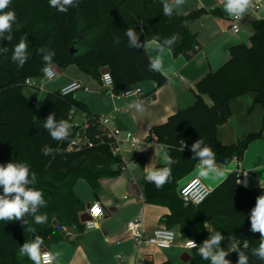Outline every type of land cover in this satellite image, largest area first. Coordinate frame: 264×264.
<instances>
[{
	"label": "trees",
	"instance_id": "trees-1",
	"mask_svg": "<svg viewBox=\"0 0 264 264\" xmlns=\"http://www.w3.org/2000/svg\"><path fill=\"white\" fill-rule=\"evenodd\" d=\"M11 9L17 18L13 24V39L0 41V47L8 48L6 54H0V164L26 162L30 166L37 177L34 187L43 191L46 201L38 214H47L48 219L46 223L36 224L34 217L28 215L25 225L21 221H0V264H33L19 253L25 241L40 235L43 245L49 247L62 240L64 227L83 230L80 216L87 206L76 194L75 184L83 180L97 196L100 180L120 174L123 164L122 158L111 152L108 139L99 129L98 116L89 114L85 104L73 94L61 95L59 89H53L36 105V98L24 93L26 79L42 77L45 65L39 50L55 52L53 64L62 70L75 65L83 73L99 79L102 69L107 68L116 93L150 81L153 88L147 96L152 98L167 78L162 72L148 70L149 54L142 48L129 49L124 32L134 27L142 42L153 36L163 40L178 33L181 40L171 53L174 57L183 55L191 60L200 45L189 25L208 12L202 8L185 15L174 11L171 17H165L161 0H79L78 6L69 8L67 13L52 8L49 0H12ZM250 28L249 44L231 45L229 59L196 83L194 102L150 128L148 138H154L158 145L166 144L168 154L179 163L172 165V179L162 189L158 190L145 178L141 186L146 203L169 209L162 221L168 228H178L182 240L189 238L200 245L211 235L209 231H220L225 237L221 243L223 249L232 239L243 250V242L248 240L249 264H264L250 253L252 247H258L260 235L250 231L249 219L256 198L264 194V189L242 187L237 179L243 173L232 171L199 205L184 204L177 191L180 180L191 174L199 163L192 159L189 150L196 140L203 138L216 153L217 163L225 165L234 159L240 162L249 143L262 135L252 132L232 144H223L217 138L218 126L231 116L233 99L253 93V103L264 107V18L251 20ZM23 36H27L29 42V59L18 68L11 55ZM117 36L121 40L119 44L114 43ZM71 47L75 48V53L70 52ZM204 95L210 103L205 101ZM77 111L86 114L85 133L93 145L68 150L81 126L73 125L69 139L57 142L42 124L50 113H55L57 120L65 119L72 124ZM96 135H100V139H95ZM181 140L188 146L183 151ZM45 146L59 148L60 152L45 155ZM29 229H34L35 233ZM191 254L187 264H210L201 258L198 246ZM226 258L231 264H237L238 253L230 252ZM142 263L153 264L146 260Z\"/></svg>",
	"mask_w": 264,
	"mask_h": 264
},
{
	"label": "crops",
	"instance_id": "crops-1",
	"mask_svg": "<svg viewBox=\"0 0 264 264\" xmlns=\"http://www.w3.org/2000/svg\"><path fill=\"white\" fill-rule=\"evenodd\" d=\"M252 3H259L260 7L258 10L248 9L239 21L237 33L230 30L231 16L224 12L222 0H186L181 8L176 9L175 12L181 15L200 8L208 12L189 25L190 30L196 34L200 50L191 60H187L183 55L174 57L165 49L162 53L164 61L162 73L167 80L157 88L152 98L147 96L153 88V83L150 81L135 86L141 91L140 97L118 99L111 94L113 88L102 85L100 78L96 79L83 73L75 65L67 67L68 74L53 89H59L72 80H78L88 90L80 89L73 95L85 104L89 114L112 116L119 128L134 134L140 146L138 149L126 150L121 155L123 161L133 160L134 164L130 163L117 176L101 179L97 196L91 191V199L85 203L86 206L98 200L105 210V215L97 222L96 227L88 230L83 228L81 232L74 226L64 227L62 240L49 247L43 245L50 253L57 251L62 253L59 264H143L142 261L145 260L153 264L167 260L171 264H187L190 261L191 250L187 251L180 247L182 241L180 237L172 247L161 249L150 243L135 245L133 239L124 236L123 233L126 223L130 220L140 221L145 236L165 226L162 219L169 214V209L146 203L141 186L146 166L161 168L164 165L162 154L158 151L159 145L154 138H148L150 128L165 122L177 110L190 106L195 100L196 83L229 59L231 45L246 43L249 40L252 33L251 20L264 18V0H252ZM148 54L156 55V53ZM61 73L62 69H60ZM38 84L39 81L36 86H27L24 89L27 96L36 98V105L40 102L32 90H39L41 86ZM203 97L207 103H210L208 96ZM138 100L145 105L143 113L129 107ZM253 101V93L233 99L230 103V118L217 128V138L223 144L235 143L252 132L262 133L260 137L249 143L243 159L240 162L234 159L228 164L220 165L224 169V177H217L214 174L200 177L197 165L191 174L180 180L179 184L192 176H198L213 190L230 172L237 171L246 174L249 189L260 187V180L264 181V107L254 104ZM77 114L80 115L78 121ZM85 121L84 112L74 113L75 124L82 127ZM78 197L80 198L79 195ZM173 229L178 232V228ZM118 237L119 242H116L115 239ZM233 244H235L234 240L229 239L224 249L227 251ZM184 252L190 256L187 262L181 260Z\"/></svg>",
	"mask_w": 264,
	"mask_h": 264
},
{
	"label": "clouds",
	"instance_id": "clouds-1",
	"mask_svg": "<svg viewBox=\"0 0 264 264\" xmlns=\"http://www.w3.org/2000/svg\"><path fill=\"white\" fill-rule=\"evenodd\" d=\"M12 0H0V41L13 39L12 31L13 24L16 22V13L11 9ZM162 14L165 17H171L174 11L181 8L186 0H161ZM252 0H222L223 10L227 15L239 20L251 7ZM79 0H49V5L61 13H67L69 8L76 7ZM143 29H141V32ZM127 38V46L129 49H143L148 53H156L149 55L148 70L151 72L161 73L164 67L162 53L165 49L171 52L174 46L180 42L181 37L178 33H173L170 37L163 40L159 36H153L150 40H140V33L134 27H129L124 32ZM121 42L117 36L114 40L115 44ZM29 42L27 36L20 38L12 50L11 60L18 68H22L29 59ZM7 47H0V54H6ZM42 53L44 67L42 72L45 77L52 79L56 75L53 57L55 52L51 50H39ZM129 107L134 108L137 112L143 113L145 105L141 101H135ZM42 127L48 131L49 136L57 141H67L71 136L73 125L65 119L57 120L55 113H50L43 121ZM184 150V141L181 140ZM168 146L161 143L158 146V151L162 154L164 166L161 168H151L149 165L144 168L145 180L152 183L159 190L169 183L172 179V165L179 163L168 154ZM193 160L199 161L198 169L200 177H208L214 174L217 177H224V169L216 161V153L213 149L205 144L203 138L196 140L190 149ZM45 155L59 153L60 149H52L45 146L43 149ZM134 164V163H133ZM37 183L35 172L30 171V166L26 162H9L6 165L0 164V221H21L23 225L27 223L26 216L34 217L36 224L46 223L47 214H38L41 207L46 206L43 191L34 187ZM260 187L264 189V181L260 180ZM98 209L93 212L98 213ZM250 231L259 233L260 239L258 247H252L250 253L252 256L264 261V194L257 196L255 206L250 211ZM204 227L208 229L207 224ZM35 233L34 229H29ZM211 235L205 239L202 244L197 245L194 240L188 239V247L195 248L198 246L199 255L202 259L210 261V264H231V261L226 257L230 252L238 253L237 264H249V255L246 250H249V241L244 240L243 250L239 245L233 244L226 251L221 247L222 241L225 240L224 235L220 231H209ZM44 244L43 237L35 235L31 241H25L19 248L21 256H27L33 264H59V258L62 253L57 251L54 253H43L41 246Z\"/></svg>",
	"mask_w": 264,
	"mask_h": 264
},
{
	"label": "built area",
	"instance_id": "built-area-1",
	"mask_svg": "<svg viewBox=\"0 0 264 264\" xmlns=\"http://www.w3.org/2000/svg\"><path fill=\"white\" fill-rule=\"evenodd\" d=\"M259 7V3H251V7L249 9L258 10ZM240 19L237 20L231 17L230 30L233 33H237L239 31ZM56 77L57 73L52 79L46 78L44 73H42V79L45 81L53 80ZM100 80L102 82V85L114 89V82L108 71L101 73ZM26 84L27 86H36L37 79L28 78L26 79ZM80 89H83L85 91L88 90V88L82 85V83H80L78 80H72L60 87L59 92L61 95H69L75 93L77 90ZM111 94L112 96L118 99L127 98L131 96L140 97L142 95L140 89L135 86L125 88L118 93L113 91ZM72 125L78 126L74 122L72 123ZM87 126L88 123L85 121L80 131L70 141L68 145V150H78L80 148L91 147L93 145L92 139L85 133V129ZM98 127L108 139L109 148L114 155H119L121 157L124 151L129 149H138L140 146V142L138 139H136L134 134L129 130H123L119 128L115 124L114 118L110 115L98 116ZM94 138L100 139V135H96ZM130 163H133V160H130L129 162L123 161L121 170L125 169ZM237 183L242 187L249 188V183L246 174H242V176L237 179ZM177 191L179 197L181 198L184 204H191L196 206L202 203L208 197L212 189L208 187L198 176H192L180 183L178 185ZM94 209H98V213L94 214ZM85 212L88 215V219L82 222L83 228L85 230L93 229L94 227H96L97 222L105 215V210L103 209L102 204L98 200H94L92 203H90L86 207ZM123 235L132 238L135 245H140L142 243H150L161 249H168L172 247L175 244L176 239L179 237V233L177 231L166 226L156 229L149 236H145L142 231L141 223L139 220L128 221L126 223ZM188 239L182 240L180 242V247L184 250L190 251L194 248L188 247ZM115 240L116 242H119V237ZM42 252L51 254L47 249L43 250ZM42 264H44L43 259Z\"/></svg>",
	"mask_w": 264,
	"mask_h": 264
},
{
	"label": "rangeland",
	"instance_id": "rangeland-1",
	"mask_svg": "<svg viewBox=\"0 0 264 264\" xmlns=\"http://www.w3.org/2000/svg\"><path fill=\"white\" fill-rule=\"evenodd\" d=\"M246 44H249V40L246 42ZM73 67H75V66H73ZM67 74H68V70H67V68H65L62 70V73L60 75H58L53 80L45 81L42 79V77H40V79H37V81H39L38 85L41 86V88L39 90L38 89L32 90V92H33V94H35L38 97V99H37L38 102L41 101L42 97L44 96V94L46 92L51 91L53 89V87L59 81L63 80ZM79 118H80V115L77 114L76 115L77 121L79 120ZM74 189L76 190L75 192L80 196L81 200L84 203H87V201H89L91 199V190L83 180L78 181V183L76 184Z\"/></svg>",
	"mask_w": 264,
	"mask_h": 264
},
{
	"label": "water",
	"instance_id": "water-1",
	"mask_svg": "<svg viewBox=\"0 0 264 264\" xmlns=\"http://www.w3.org/2000/svg\"><path fill=\"white\" fill-rule=\"evenodd\" d=\"M70 52H71V53H75V52H76L75 48H74V47H71ZM54 66H55V70H56L57 75H59V74H60V68H59L57 65H55V64H54ZM107 71H108L107 68H104V69H102L101 73H104V72H107ZM87 219H88V215H87L86 212L83 213V214L80 216V221H81V222H84V221H86ZM45 249H46V248L42 245V246H41V251H43V250H45ZM189 258H190V256H189V254H188L187 252H184V253L182 254V256H181V260H182L183 262H187V261L189 260Z\"/></svg>",
	"mask_w": 264,
	"mask_h": 264
}]
</instances>
